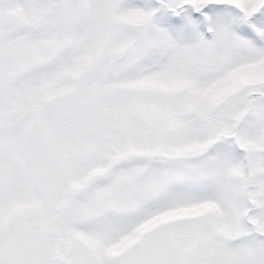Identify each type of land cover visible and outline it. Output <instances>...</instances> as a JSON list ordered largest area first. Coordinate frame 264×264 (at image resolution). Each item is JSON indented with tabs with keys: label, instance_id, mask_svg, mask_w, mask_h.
I'll list each match as a JSON object with an SVG mask.
<instances>
[{
	"label": "snow or ice",
	"instance_id": "6c2138e0",
	"mask_svg": "<svg viewBox=\"0 0 264 264\" xmlns=\"http://www.w3.org/2000/svg\"><path fill=\"white\" fill-rule=\"evenodd\" d=\"M0 264H264V0H0Z\"/></svg>",
	"mask_w": 264,
	"mask_h": 264
}]
</instances>
